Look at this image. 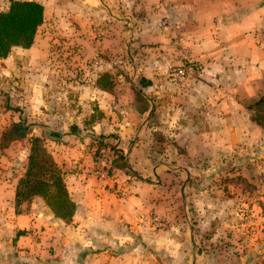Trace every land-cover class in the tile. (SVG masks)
Returning <instances> with one entry per match:
<instances>
[{"label":"crops","instance_id":"1","mask_svg":"<svg viewBox=\"0 0 264 264\" xmlns=\"http://www.w3.org/2000/svg\"><path fill=\"white\" fill-rule=\"evenodd\" d=\"M33 1L45 8L34 45L15 47L8 58L0 59L7 74L22 78L21 95L28 101L25 113L31 126L27 139L0 151V264H97L95 258L104 253H82L94 246L121 248L118 241L126 228L144 233L143 240L157 252L123 251V246L121 264H203L190 224L172 225L151 236L147 221L152 211L166 207L175 216L179 179L185 180L181 196L186 202L191 178L200 176L196 170L213 169L223 157L240 155L242 175L264 190V131L241 103L264 95V0ZM8 6L9 0L4 1L0 11ZM53 35L59 44L68 41L72 64L90 73L89 83L70 84L79 89L88 117L101 114L92 129L83 127L86 116L70 109L65 116L59 110L44 112L47 83L49 89L58 86L25 78L30 67L49 66L44 60L48 50L41 46ZM36 57L43 62H35ZM190 59L200 61L204 72L185 84L170 82L171 67ZM104 73L113 77L114 94L96 87ZM49 99L60 103L53 92ZM99 136H112L104 143L123 153L128 169L103 179L94 175L106 162L93 158L98 147L92 137ZM32 137L45 140L66 175L76 202L73 220L81 222L78 232L65 234L42 200L16 205ZM110 148L102 147L99 154L109 155ZM176 148L178 163L165 162ZM204 176L200 180L206 181ZM260 199L264 201V195ZM256 204L250 202L242 213L237 208L230 211L233 222L244 219V246L249 248L241 260L231 256L229 261L236 264H264V210ZM49 232L59 238L49 240ZM55 244L60 246L58 257L47 250Z\"/></svg>","mask_w":264,"mask_h":264},{"label":"rangeland","instance_id":"2","mask_svg":"<svg viewBox=\"0 0 264 264\" xmlns=\"http://www.w3.org/2000/svg\"><path fill=\"white\" fill-rule=\"evenodd\" d=\"M4 1L6 0H0V6L3 5ZM60 43L61 44H59L55 40V37L53 35L49 37V40L46 43L44 42L42 46L40 45L41 47L45 46L48 50L49 58L44 60L46 63L47 60L50 63L49 66H45L44 69H49L45 71L39 70L38 67H36L35 69L30 67L26 73V75H28L25 78L28 79V82L34 84L50 81L52 83L54 82V84L58 86L56 88L49 89L51 83H47L49 84L48 88L44 89V98H47V101H45L47 107L43 108L44 112L53 114L55 111L59 110V112L65 116L67 115L66 112H68L67 109H70L72 112L74 111L79 114V116H86V120H83V127L86 130L92 129V125L97 120L99 112L96 111L93 115L94 117H88L90 110L88 109L87 104L85 106L82 99H79V89L73 88L70 84L74 83L75 81L83 84L89 83L90 73H85L83 67L80 65L75 67V64H77V62L72 64V61L70 60L71 48L68 44V41L64 40V42ZM34 61H39L41 63L43 62V60H40L39 57H36ZM194 61L201 64L204 72V65L200 63V61ZM186 62L183 61L179 65L172 66L169 72L172 69L185 64ZM5 68V63L0 61V137L1 134L13 122H18L19 120L24 119L29 125V122L27 121L28 114L25 113L28 107V101H26L27 99L24 98L23 94L21 95L24 89L21 88L19 84L22 78L18 75L10 76L5 72ZM52 92L55 93V96L57 98H60L59 105H56L55 102L52 103L51 99L48 100V98H51ZM66 99L68 101H66ZM14 119L19 120L13 121ZM27 138L28 137H26L25 139ZM106 139H102V144L104 146H113V144L110 143L105 144L104 141ZM92 141L93 144L96 145V147L101 144L100 137H92ZM42 142L47 149V143L45 142V140H43ZM12 144L7 149H9ZM24 144V142L20 143L19 148H21L22 145L24 146ZM5 150L6 149L0 151L4 152ZM173 151L174 152L171 154V156L166 157L165 162L172 164L178 163L177 158L179 154V148H176V150L174 149ZM96 152L97 149H95V151L93 152V158L95 159L96 157H98L99 159L97 160V162H100L101 159L106 160V162L103 163L101 165V168L97 171L106 170L107 165L109 166V162L111 163V161L113 160V153L110 152V154L107 155V152H103L101 154H98ZM8 155H10V153H8ZM234 157L221 158L217 166H215L213 169H204V171L196 170L200 176L191 178V184L187 193L189 200H187L186 202H184L181 196V191L183 189V183H185V180H180V178V183L178 182V186L176 187L177 195H174L176 197L174 203V211H176V215H172L171 211L167 210L169 209L168 207H166L165 210L163 209V211L159 213L152 211L151 217L147 221L148 226L151 227V236H153V233L155 232L168 230L172 227V225H184L187 223L191 225V236L193 237V242H196L195 251L199 256H202L203 264H236L234 261H229V259L233 258L231 256L235 255L236 260H241L242 257L249 254V248L244 246V239L246 238V235L244 234L245 232L243 230L245 229H242L241 226L245 221L243 218L239 217L236 218L237 220L235 219L234 222L236 224H234V222L232 221V217H230V211L234 208H237V210H241L242 213L244 210H247V204H249L250 202L257 203L264 210V201H261L260 199L264 195V190L258 182H250L249 177H247V179L242 175V171L245 166L243 164V159H241L242 157L240 155H236ZM203 172H207V175L204 176ZM95 176L97 178H104L98 177V175ZM203 176L206 181H203L204 179L200 180ZM166 192L168 193V190H166ZM198 194H200V199L195 198ZM38 199L40 201L42 200L41 202L45 204L43 199L40 197H33L31 200H29L28 204L33 203ZM187 211L189 212V214L185 213ZM212 212H215L217 214V217H214L212 215ZM167 214H171L172 216H167ZM56 219L64 227L63 231L65 234L78 232V230H81L82 228L79 219H74L71 222H65L58 218ZM215 222H217L218 224H215ZM120 235L121 236L118 243L121 248H96L94 246L89 250H85L82 254L85 255L86 253V255H88L91 253L94 255H99V253H104L102 258H95V263L121 264V261L124 258L121 259L122 257H120L119 255H121L120 253H122L123 246V251H128L126 249L130 248V250L143 249L146 251H150V253L157 252L156 248L152 246L150 247L146 244V241L143 240V236L145 234L142 232L135 233L131 232L129 228H126L125 230L123 229ZM130 236H132V239H129ZM178 236H181V233L178 234ZM46 238H48L49 240H54L55 238H59V234L52 235L49 232L47 233ZM189 242H191V239L189 240ZM57 247H60L59 244L48 247L47 250L48 253L51 254L50 256L58 257L60 255V253L56 249ZM148 248L149 250H147ZM161 251L162 249L159 252ZM191 252L192 248L189 249V253ZM191 255L192 254H190V256ZM153 256L156 257L155 254H153ZM127 261L130 262L129 259H127Z\"/></svg>","mask_w":264,"mask_h":264},{"label":"trees","instance_id":"3","mask_svg":"<svg viewBox=\"0 0 264 264\" xmlns=\"http://www.w3.org/2000/svg\"><path fill=\"white\" fill-rule=\"evenodd\" d=\"M44 20L45 8L42 3L33 0H9L8 9L0 11V59L8 58L15 47L30 49ZM95 84L99 90L114 94L115 82L110 74H100ZM138 99L144 110L147 109L139 94ZM241 103L250 114L251 120L264 131V95L244 99ZM100 115L97 118H100ZM29 132L30 126L26 120L13 122L1 134L0 150L7 149L13 142L25 139ZM99 137L101 144L96 152L98 154L104 147L102 139L112 136ZM42 141L39 137L30 139L26 171L16 190V205L29 202L33 197H40L56 218L71 222L75 215L76 202L67 188L65 173ZM110 150L114 157L106 167L108 175L116 170L128 169L123 153L114 146H111Z\"/></svg>","mask_w":264,"mask_h":264},{"label":"built area","instance_id":"4","mask_svg":"<svg viewBox=\"0 0 264 264\" xmlns=\"http://www.w3.org/2000/svg\"><path fill=\"white\" fill-rule=\"evenodd\" d=\"M203 73V67L201 64L194 60H189L185 64L172 69L168 72V79L173 84H185L192 78H196ZM95 175L98 177H107L108 173L106 170L96 171Z\"/></svg>","mask_w":264,"mask_h":264}]
</instances>
